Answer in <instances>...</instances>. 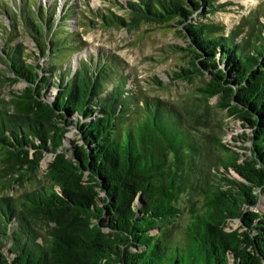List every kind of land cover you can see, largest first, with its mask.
<instances>
[{"label": "trees", "instance_id": "1", "mask_svg": "<svg viewBox=\"0 0 264 264\" xmlns=\"http://www.w3.org/2000/svg\"><path fill=\"white\" fill-rule=\"evenodd\" d=\"M215 1L87 11L106 29L180 26L189 66L172 80H200L189 109L127 88L117 56L71 59L85 45L66 27L75 9L57 23L54 6L20 9L19 33L46 61H28L15 34L3 38L0 87H24L0 98V264H264V210L253 209L264 195V14L226 30L202 20L224 6ZM213 110L240 122L249 155L222 141L219 121L206 129ZM71 128L78 139L65 146ZM27 179L30 189L3 194Z\"/></svg>", "mask_w": 264, "mask_h": 264}, {"label": "rangeland", "instance_id": "2", "mask_svg": "<svg viewBox=\"0 0 264 264\" xmlns=\"http://www.w3.org/2000/svg\"><path fill=\"white\" fill-rule=\"evenodd\" d=\"M126 1L0 0V51L5 47L7 41V39L3 38H11V34H15L16 38L13 39V44L21 43L26 51L25 53L30 54L28 61H34L40 65L45 64V58L39 56L35 58L38 50L31 37L24 35V33L22 35L19 33L20 25L17 24L20 22L17 15L24 6L32 10H36L38 7H46L50 10L54 6L53 17L57 23L61 21V17L67 8H73L75 9L74 17L66 16V27L69 31L78 33L85 45L77 53H74L71 59L79 57L86 59L88 55L94 57L100 53L117 56L123 61L125 72L130 75L127 88L135 87L141 94L157 97L166 102L177 104L180 108L189 109V105L197 97L196 88L200 85V80L194 79V82H186L179 79L172 80L174 78L173 71L179 70V67L189 66L188 58H186L187 52L183 50L186 47L187 40L179 30L181 28L180 26L166 28V26L162 25L152 26L148 24L131 29L124 27L106 29L102 28L100 24H93L94 21L87 12L88 9H102L105 12L110 11L113 15L125 16L122 4ZM215 3H223L224 6L214 15L206 14V17L202 18V20L223 23L227 28L226 30L233 28L238 24L240 18L247 15L251 10H257L264 14V0H216ZM195 20L198 21L199 16H195ZM259 20L264 23V16H260ZM174 46H180L182 49ZM3 66V64H0V72L2 73H4ZM153 78L162 84L154 85ZM22 87H24L22 81L11 85L5 84L0 87V98H6L10 94V91H18ZM216 100V97L212 98L209 101L210 105L213 106ZM197 113L199 112L197 111ZM208 119V127L206 128L208 131L217 132L218 128L216 127V123L219 121L223 127L222 141L234 149V151L250 154L248 149L243 150L239 148L240 146L250 148V142L238 138L244 129L239 121L232 117H227L224 112L221 113V111L215 110L212 111ZM246 132L248 131L246 130ZM65 137V146H70L73 141L75 142L78 139L74 128H71L65 134ZM50 161H52V155L45 153L37 172L38 184L44 180L43 176ZM23 172L26 173V171ZM230 172L233 174L232 171ZM33 184L34 181L32 179H27L22 187H20V184H13L12 189L8 193L3 194L12 196L19 191L22 192L30 189ZM253 209L258 211L264 210V195H260V200H258V203ZM185 221L186 213L176 222L174 221V223L176 226L184 225ZM238 224L239 222L236 220L229 222L228 225L236 228ZM175 237H179L178 232L175 234Z\"/></svg>", "mask_w": 264, "mask_h": 264}]
</instances>
